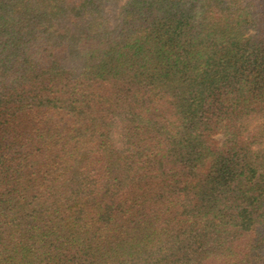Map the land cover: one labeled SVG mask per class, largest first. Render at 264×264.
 Returning a JSON list of instances; mask_svg holds the SVG:
<instances>
[{"label":"trees","instance_id":"trees-1","mask_svg":"<svg viewBox=\"0 0 264 264\" xmlns=\"http://www.w3.org/2000/svg\"><path fill=\"white\" fill-rule=\"evenodd\" d=\"M0 264H264V0H0Z\"/></svg>","mask_w":264,"mask_h":264},{"label":"rangeland","instance_id":"rangeland-1","mask_svg":"<svg viewBox=\"0 0 264 264\" xmlns=\"http://www.w3.org/2000/svg\"><path fill=\"white\" fill-rule=\"evenodd\" d=\"M216 140H217L218 143H221L222 140H223V138H222V136H217V137H216Z\"/></svg>","mask_w":264,"mask_h":264}]
</instances>
